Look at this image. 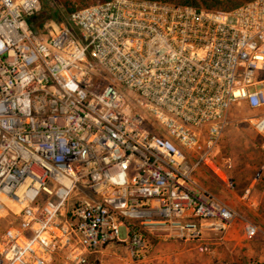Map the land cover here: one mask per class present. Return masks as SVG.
I'll return each mask as SVG.
<instances>
[{"label": "built area", "instance_id": "1", "mask_svg": "<svg viewBox=\"0 0 264 264\" xmlns=\"http://www.w3.org/2000/svg\"><path fill=\"white\" fill-rule=\"evenodd\" d=\"M38 7L0 0V214L15 218L0 264H91L111 245L141 261L144 234L225 233L235 213L194 173L215 172L232 106L264 108V0H106L43 32ZM250 124L264 146V111Z\"/></svg>", "mask_w": 264, "mask_h": 264}, {"label": "rangeland", "instance_id": "2", "mask_svg": "<svg viewBox=\"0 0 264 264\" xmlns=\"http://www.w3.org/2000/svg\"><path fill=\"white\" fill-rule=\"evenodd\" d=\"M102 1L105 0H38L39 7L33 15L41 17L49 10L55 12V16L46 19L44 24L57 28L63 23L69 9L76 10ZM262 111L264 108L259 112L252 111L242 103L232 106L228 124L211 157L215 172L200 166L194 173L201 188L235 213L231 228L234 224L238 225L236 230L239 235L235 237L233 234L228 241L227 233L231 228L222 234L205 231L201 232L199 241L183 242L144 234V261L164 263L168 258L172 264H264V146L250 124V119ZM187 158L193 160L197 155L189 152ZM249 200H258V205L255 208L244 205ZM14 223L15 218L11 213L2 212L0 234ZM234 241L236 245L228 249L227 244ZM163 244L174 245L178 248L174 249L177 252L168 255L160 253L159 247ZM200 247L208 251L201 253L198 250ZM115 248V245L108 247V252L112 251L110 255L118 250ZM180 249H185V253L178 252ZM59 263L60 258H53L50 262Z\"/></svg>", "mask_w": 264, "mask_h": 264}, {"label": "crops", "instance_id": "3", "mask_svg": "<svg viewBox=\"0 0 264 264\" xmlns=\"http://www.w3.org/2000/svg\"><path fill=\"white\" fill-rule=\"evenodd\" d=\"M257 203H258V200L257 201L256 200H249V203L244 204V205H248L250 208H255L258 205ZM237 228H238V225L234 224L232 226V228L230 229V231L227 233L228 241L233 236V234L236 237V235L238 234ZM227 245H228V249H229L231 247V245L235 246L236 244L234 241V242L229 243ZM115 247H116L115 249H118L119 251L118 250L113 251L114 252V253H112L113 255L112 254L110 255V252H112V251L108 252V248H106V249H104V251L100 252V254H97L95 256H90L89 260H90L91 264H172V263H170V261L168 262V258H165L167 260L164 263H158V262L157 263H151V261H144V260L132 261L128 257L126 247H124V246H115ZM159 248L161 250L160 253L165 254V255L172 254V252L175 251L174 249H178L174 245H167V244H163ZM175 252H177V250ZM178 252L185 253V249H180ZM53 258H60L59 264H61V261H62L61 257L54 256Z\"/></svg>", "mask_w": 264, "mask_h": 264}, {"label": "trees", "instance_id": "4", "mask_svg": "<svg viewBox=\"0 0 264 264\" xmlns=\"http://www.w3.org/2000/svg\"><path fill=\"white\" fill-rule=\"evenodd\" d=\"M149 1H156V2H161V3H169V4L180 5V6H187V7H192L198 10H206V11H213V12H230L238 8L239 6L245 3H248L252 0H149ZM72 11L74 10L69 9L68 13ZM55 14H56L55 12L49 10L47 14L41 17H36L32 15L29 18V24L36 30L43 32L45 30V25H46L44 24V21L46 19L52 18L53 16H55Z\"/></svg>", "mask_w": 264, "mask_h": 264}]
</instances>
